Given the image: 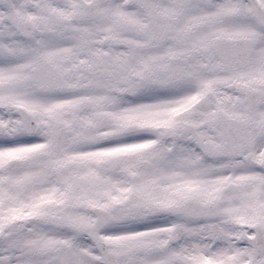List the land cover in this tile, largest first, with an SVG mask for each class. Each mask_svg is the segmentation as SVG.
Listing matches in <instances>:
<instances>
[{
  "label": "snow or ice",
  "instance_id": "1",
  "mask_svg": "<svg viewBox=\"0 0 264 264\" xmlns=\"http://www.w3.org/2000/svg\"><path fill=\"white\" fill-rule=\"evenodd\" d=\"M0 264H264V0H0Z\"/></svg>",
  "mask_w": 264,
  "mask_h": 264
}]
</instances>
